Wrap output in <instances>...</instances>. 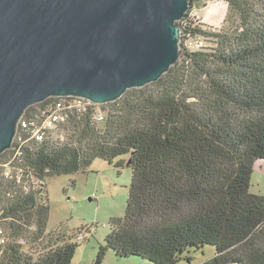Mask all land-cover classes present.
I'll return each instance as SVG.
<instances>
[{"label": "trees", "instance_id": "obj_1", "mask_svg": "<svg viewBox=\"0 0 264 264\" xmlns=\"http://www.w3.org/2000/svg\"><path fill=\"white\" fill-rule=\"evenodd\" d=\"M223 1L221 25L180 23V60L160 80L25 142L12 165L20 182L16 170L3 175L14 151L0 155V264H72L85 236L47 230L45 181L95 159L132 168L126 213L112 219L97 263L109 248L152 264L192 262L187 252L213 245L201 264H264V195L250 191L264 159V0ZM197 38L202 46L187 44Z\"/></svg>", "mask_w": 264, "mask_h": 264}, {"label": "water", "instance_id": "obj_2", "mask_svg": "<svg viewBox=\"0 0 264 264\" xmlns=\"http://www.w3.org/2000/svg\"><path fill=\"white\" fill-rule=\"evenodd\" d=\"M192 8L191 0H0V155L31 106L66 96L106 104L160 80L180 60V21Z\"/></svg>", "mask_w": 264, "mask_h": 264}, {"label": "rangeland", "instance_id": "obj_3", "mask_svg": "<svg viewBox=\"0 0 264 264\" xmlns=\"http://www.w3.org/2000/svg\"><path fill=\"white\" fill-rule=\"evenodd\" d=\"M209 0L196 1L193 12L201 21L203 15L220 18L226 7L210 4ZM225 17V16H224ZM118 159L110 163L104 159H95L89 170L72 174L50 175L46 186L50 200V216L47 230L52 231L65 227L70 233L85 236L77 239L80 245L76 250L72 264H152L139 257H122L113 249H108L100 263H97L100 245H106V236L110 232L111 221L123 217L126 213L132 168L118 166ZM250 191L264 195V159L254 163L251 175ZM216 254V247L205 245L200 249H191L186 258L177 264H201Z\"/></svg>", "mask_w": 264, "mask_h": 264}, {"label": "built area", "instance_id": "obj_4", "mask_svg": "<svg viewBox=\"0 0 264 264\" xmlns=\"http://www.w3.org/2000/svg\"><path fill=\"white\" fill-rule=\"evenodd\" d=\"M193 11L192 8L188 16L180 21V23L185 22L188 17L200 21L201 19ZM187 44L190 47L196 48L203 45V40L201 38L191 39L187 41ZM49 99H47L49 103L46 104L44 109L30 113L26 111L21 118L13 148L9 149L14 151V156L5 163V169L3 171V175L7 178H12L13 172L16 170L15 177L17 181L20 182L22 180V171L20 169H13L12 165L14 164V158L21 154V148L25 142L30 139L36 141L45 140L50 133L59 129L62 124L67 123L72 114L86 111L90 105L94 104L86 98L76 96L51 97ZM23 187L26 192L30 191V185L27 184V181L24 182ZM8 195H11V192ZM0 233H3L2 228H0Z\"/></svg>", "mask_w": 264, "mask_h": 264}, {"label": "crops", "instance_id": "obj_5", "mask_svg": "<svg viewBox=\"0 0 264 264\" xmlns=\"http://www.w3.org/2000/svg\"><path fill=\"white\" fill-rule=\"evenodd\" d=\"M199 1H202V0H199ZM209 1L211 3L210 4H207L204 7H210V5H216L219 8H221L219 6V4H222V5H224L226 7V9H225L224 14L220 18H214L212 12L211 13H208L209 17L208 16L205 17V16H203V15L200 14V16L202 17V22L205 23V24H209V25L219 26L223 22L224 16L226 15V12H227V3L224 2L223 0H209Z\"/></svg>", "mask_w": 264, "mask_h": 264}]
</instances>
